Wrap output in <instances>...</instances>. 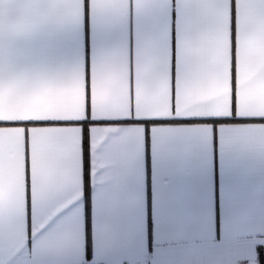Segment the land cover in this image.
Wrapping results in <instances>:
<instances>
[{
  "label": "crops",
  "instance_id": "1",
  "mask_svg": "<svg viewBox=\"0 0 264 264\" xmlns=\"http://www.w3.org/2000/svg\"><path fill=\"white\" fill-rule=\"evenodd\" d=\"M0 264H264V0H0Z\"/></svg>",
  "mask_w": 264,
  "mask_h": 264
},
{
  "label": "trees",
  "instance_id": "2",
  "mask_svg": "<svg viewBox=\"0 0 264 264\" xmlns=\"http://www.w3.org/2000/svg\"><path fill=\"white\" fill-rule=\"evenodd\" d=\"M223 122V121H221ZM87 125L88 123H84V127H85V135H84V151L85 153L87 152L88 150V133H87Z\"/></svg>",
  "mask_w": 264,
  "mask_h": 264
}]
</instances>
